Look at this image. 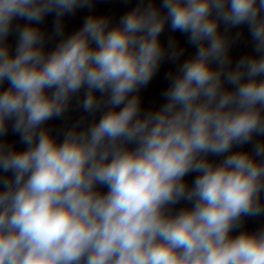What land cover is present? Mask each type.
<instances>
[{
	"label": "clouds",
	"instance_id": "obj_1",
	"mask_svg": "<svg viewBox=\"0 0 264 264\" xmlns=\"http://www.w3.org/2000/svg\"><path fill=\"white\" fill-rule=\"evenodd\" d=\"M92 6L0 0V264H264V225L245 228L264 217V0H140L65 36ZM166 25L195 54L145 110L184 55ZM241 26L252 52L233 62ZM81 92L86 115L48 127Z\"/></svg>",
	"mask_w": 264,
	"mask_h": 264
},
{
	"label": "water",
	"instance_id": "obj_2",
	"mask_svg": "<svg viewBox=\"0 0 264 264\" xmlns=\"http://www.w3.org/2000/svg\"><path fill=\"white\" fill-rule=\"evenodd\" d=\"M140 0H93V6L91 9H78L72 15H66L64 17V35H70L74 31L78 30L84 21V18L89 14L103 15L111 18L112 23L116 24L120 17L131 9L135 8ZM157 5L159 0H156ZM23 23V21H18ZM54 16L49 15L45 18L44 22L39 26L43 31L48 34L52 33L53 30ZM223 25H221V31H223ZM239 31L242 33L239 41L231 49V56L233 62L236 59L240 58L244 54H249L252 52L250 37L248 35L247 26H241L239 28L231 29L229 32L230 36ZM169 39L175 40L177 46L184 49V55L180 58V61L173 63L171 61L165 60L161 63L158 72L155 74L150 83L140 90V95L142 98V106L146 110L152 107H159L164 101L161 97V92L168 86V81L166 76L169 72H174L177 64L183 62L184 59L195 54V49L187 43L186 35L181 34L180 32H172L169 27L166 25L163 33L161 34L160 40L162 44L166 47ZM58 42V39H54L50 44L47 45V49H51ZM9 43L12 44L13 48L15 47V36L9 37ZM83 99V92L79 94V97L73 98L71 101L68 112L65 113V116L62 119H53L48 122L47 126L54 129H62L66 126L70 127L74 124L81 116L86 114L77 107L78 100ZM96 119H99V113L96 114ZM92 117H88V120H91ZM9 140L16 142L18 148H23V145H20L18 142V137L9 135ZM250 148L251 146H245ZM212 159L218 160L219 158L212 157ZM195 174L186 177V180L191 183L194 179ZM184 206L183 202L180 205H177V208ZM264 225V217L260 218H250L246 220L245 228L249 231H255L258 227Z\"/></svg>",
	"mask_w": 264,
	"mask_h": 264
}]
</instances>
